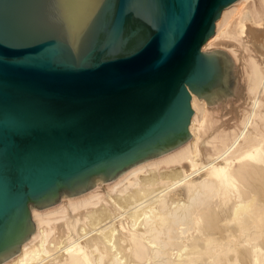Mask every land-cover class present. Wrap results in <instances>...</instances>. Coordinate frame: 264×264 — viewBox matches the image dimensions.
<instances>
[{"label":"water","instance_id":"95a60500","mask_svg":"<svg viewBox=\"0 0 264 264\" xmlns=\"http://www.w3.org/2000/svg\"><path fill=\"white\" fill-rule=\"evenodd\" d=\"M237 0H0V262L42 209L187 140L239 67L201 49Z\"/></svg>","mask_w":264,"mask_h":264},{"label":"bare ground","instance_id":"6f19581e","mask_svg":"<svg viewBox=\"0 0 264 264\" xmlns=\"http://www.w3.org/2000/svg\"><path fill=\"white\" fill-rule=\"evenodd\" d=\"M212 47L239 67L238 97L192 92L187 140L32 208L35 230L0 264H264V0L225 6Z\"/></svg>","mask_w":264,"mask_h":264}]
</instances>
